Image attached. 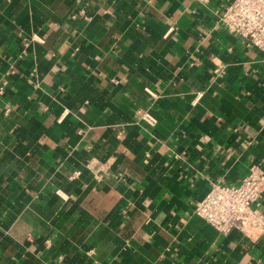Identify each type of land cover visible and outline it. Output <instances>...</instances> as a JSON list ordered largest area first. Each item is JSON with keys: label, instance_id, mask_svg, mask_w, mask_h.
Masks as SVG:
<instances>
[{"label": "crops", "instance_id": "obj_1", "mask_svg": "<svg viewBox=\"0 0 264 264\" xmlns=\"http://www.w3.org/2000/svg\"><path fill=\"white\" fill-rule=\"evenodd\" d=\"M227 1L0 0V264H264L193 213L264 168V55Z\"/></svg>", "mask_w": 264, "mask_h": 264}, {"label": "built area", "instance_id": "obj_2", "mask_svg": "<svg viewBox=\"0 0 264 264\" xmlns=\"http://www.w3.org/2000/svg\"><path fill=\"white\" fill-rule=\"evenodd\" d=\"M219 19L228 31L246 38L264 55V0H228ZM6 83V79L2 80L0 94ZM142 118L150 124L155 122L148 113ZM263 186L264 168L252 163L238 182L212 183L205 195L194 202L193 213L219 232L235 228L247 235L264 236V215L253 207Z\"/></svg>", "mask_w": 264, "mask_h": 264}]
</instances>
